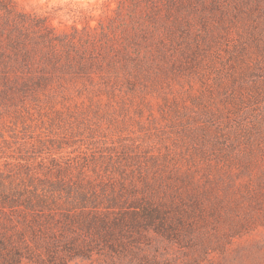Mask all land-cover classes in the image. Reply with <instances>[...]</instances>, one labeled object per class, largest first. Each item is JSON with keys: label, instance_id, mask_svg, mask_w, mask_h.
Returning <instances> with one entry per match:
<instances>
[{"label": "trees", "instance_id": "obj_1", "mask_svg": "<svg viewBox=\"0 0 264 264\" xmlns=\"http://www.w3.org/2000/svg\"><path fill=\"white\" fill-rule=\"evenodd\" d=\"M237 22L246 35L234 55L243 67L233 71L232 85L248 87L252 101H261L264 0H120L108 23L72 31H59L16 0H0V115L18 101L52 105L72 92L124 99L158 87L163 77L205 75L200 66ZM194 102L200 105L202 94ZM229 104L237 102L223 104L230 114ZM252 110L254 118L221 120L204 105L208 119L199 130L182 126L165 151L133 141L61 157L24 141L18 148L25 151L0 164V264H160L144 253L157 236L187 249L188 263L199 264L224 247L223 236L239 235L248 224L231 218L237 199L215 192L209 170L247 167L253 149L263 148L264 109ZM8 126L0 122L2 157L10 147Z\"/></svg>", "mask_w": 264, "mask_h": 264}, {"label": "rangeland", "instance_id": "obj_2", "mask_svg": "<svg viewBox=\"0 0 264 264\" xmlns=\"http://www.w3.org/2000/svg\"><path fill=\"white\" fill-rule=\"evenodd\" d=\"M27 11L48 17L59 30L72 31L74 27L99 26L108 23L116 16L120 0H16ZM217 24L213 17L211 26ZM224 32V31H223ZM246 33L241 22L231 25L212 48L210 56L200 66L205 75H170L161 78L158 87L138 89L124 99L109 98L71 93V97L57 99L52 105L47 100H30L24 104L16 102L7 113L0 115V122L8 125L6 136L10 147H4L5 156L0 164L16 154L24 141H33L47 150L50 147L57 156L76 155L94 145H120L122 142L136 141L151 149L165 151L180 138L182 126L198 131L206 118L203 106L226 117L237 114L254 118V107L264 109V100L252 101L253 92L246 86L234 91L232 73L238 74L243 63L234 58L237 45ZM210 57H212L210 66ZM232 65L234 68H232ZM204 79L206 83H204ZM237 82H243L238 78ZM202 94L200 105L194 98ZM234 99L237 104L229 114L223 104ZM169 105H165L164 103ZM167 106L168 116L163 108ZM222 108V115L219 109ZM177 114H174V110ZM181 120L182 123L174 121ZM51 139H55L52 143ZM106 141V143H104ZM96 142V144H92ZM61 143V151L58 150ZM44 145V146H43ZM28 145L26 148H30ZM179 149H181L179 147ZM252 159L247 167L240 164L222 169L209 170L215 178V192L226 193L227 197H236L237 203L230 211L231 218L247 219L248 224L241 234L223 236L224 247L210 250L204 254L199 264H264V146L254 148ZM91 151V149L89 150ZM204 171L196 172V178L202 180ZM224 228V227H223ZM211 232V229H209ZM211 235V233H207ZM214 238V237H213ZM216 240V239H215ZM144 253L156 258L160 264H189L192 254L187 249L170 244L160 237H153L150 244L144 245ZM199 254L200 252H195ZM194 253V254H195ZM201 254V253H200ZM197 256V255H196ZM170 261V262H169ZM70 264H101L99 261H73ZM105 264V263H103ZM125 264V262H118Z\"/></svg>", "mask_w": 264, "mask_h": 264}]
</instances>
